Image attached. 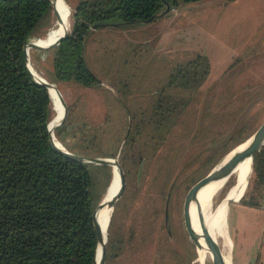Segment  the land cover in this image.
<instances>
[{"label":"trees","instance_id":"obj_1","mask_svg":"<svg viewBox=\"0 0 264 264\" xmlns=\"http://www.w3.org/2000/svg\"><path fill=\"white\" fill-rule=\"evenodd\" d=\"M201 1L79 0L70 15L71 30L55 51L48 52L52 57L49 73L52 79L47 81L54 85L75 82L97 87L101 82L88 69L84 58V46L92 35V26L137 27L163 17L167 7L170 11L183 3ZM53 18L50 0H0V264H96L93 212L100 201L96 185L102 179L97 178L96 172L101 173L105 189L111 169L107 165H89L71 159L53 146L49 135V124L55 115L52 101L47 88L33 79L25 62V45L45 38ZM209 74L210 65L203 54L176 64L168 70L166 85L153 91L149 104L133 112L127 108L129 121L124 119L126 123L116 130L114 138H104L105 130L107 135L109 131L106 126L92 130L79 127L75 148L80 151L76 152L114 158L124 141L120 166L128 184L133 179L141 184L177 120L188 106H200ZM124 89L130 96L133 87ZM245 106L241 110L245 109L244 112L235 111L229 117L230 121L237 119L234 134H240L241 138L255 103ZM209 107L210 100L206 105L203 103V110L197 116L199 126L209 117ZM105 118L104 123L108 116ZM72 124L70 108L66 123L55 131L68 152L71 150L62 132ZM231 132L218 130L212 139L218 141L226 135L229 140ZM108 143L109 150L96 147ZM130 162L132 168L127 167ZM254 167L258 185L245 205L258 208L264 198V147L255 155ZM181 172H177L171 191L178 187ZM197 180L192 178L189 186ZM120 208V204L115 206L108 221L104 264H119L136 237L132 227L124 231Z\"/></svg>","mask_w":264,"mask_h":264},{"label":"rangeland","instance_id":"obj_2","mask_svg":"<svg viewBox=\"0 0 264 264\" xmlns=\"http://www.w3.org/2000/svg\"><path fill=\"white\" fill-rule=\"evenodd\" d=\"M64 1L70 12L79 2ZM70 20L69 31L72 26ZM52 22L47 27V33L52 28ZM144 38H149L151 42L144 44ZM48 52L31 49L29 63L41 77L51 80L52 57ZM199 54H203L210 65L200 106H188L177 120L150 163L141 184H136L133 179L130 185L126 178L127 188L117 203L121 207L120 223L125 232L129 227L135 229L136 237L119 264H198L195 262L198 253L186 242L183 233L182 201L191 187L190 180H199L210 168L219 164L245 141L251 134L249 132L264 118V0L183 3L163 17L137 27L97 28L88 39L84 58L88 69L101 83L95 88L75 82L55 84L68 110L71 108L73 119V124L62 132V137L71 152L78 154L76 151L80 150L75 148V144L77 136H80L79 127L86 126L92 130L106 126L110 133L108 131L107 135L105 130L104 138H114L116 130L126 123L124 119L127 118V123L129 121L127 108L133 112L135 108L149 104L151 95L155 94L153 91L166 85L168 70ZM126 87H133L130 96L124 92ZM208 100L211 103L209 117L199 126L197 116ZM253 103V115L245 133L242 138L240 134L236 136L234 127L237 119L230 121L229 117L235 111L241 114L245 104ZM106 115L108 121L104 123ZM126 128L124 139L127 125ZM226 129L232 131L231 140L224 135L213 141L218 130ZM96 147L110 149L109 143L108 146ZM195 156L198 158L194 159ZM132 165L130 162L127 167L132 168ZM110 169L112 174V167ZM180 170L178 187L171 191L173 180ZM96 173L98 179H103L99 175L101 173ZM92 176L95 180L93 172ZM102 179L96 185L99 186L98 204L102 202L110 183L104 189ZM234 181L231 176L214 196L213 209L219 206ZM254 181L251 170L244 193L238 198L240 200L246 193L244 201H232L227 205L226 232L231 247L226 245L224 237H218V246L230 264H264V198L258 208L245 205L256 191L258 181L256 184ZM168 194L171 200L165 223ZM172 251L175 253L172 254ZM204 264L212 263L205 258Z\"/></svg>","mask_w":264,"mask_h":264},{"label":"water","instance_id":"obj_3","mask_svg":"<svg viewBox=\"0 0 264 264\" xmlns=\"http://www.w3.org/2000/svg\"><path fill=\"white\" fill-rule=\"evenodd\" d=\"M50 1L52 2V16L56 17V15H58V13H59V2L60 1L64 2V0H54V2L52 0H50ZM168 11H169V9L167 7L165 13H167ZM56 24L57 23L53 18V22H52V28L53 29H54V26ZM98 27H99V25H94L91 27V30H95ZM67 34H68V32L62 33L59 36V39H58L56 46L53 48H46V47L39 46V45H34L32 47L29 45V44H35L32 42L27 43L24 47V56H25V62H26V66L28 68V71L37 83L44 85L47 88L48 94H49L51 101H52V106H53L52 108H53L55 113L57 112V110H56V106L54 104V100L51 96L49 87L52 85L55 88H57V87L53 83H49L48 81H46L35 70L34 71H35L36 75L33 73V69L30 67V63H29V59H28V49L29 50H31V49L32 50H38V51H55L56 47L60 44L62 39H64L67 36ZM59 94H60V97H59L60 106L63 109V115L61 117V120L58 123H56V125L53 128L49 124V135H50L51 143L59 152H61L62 154H64L65 156H67L71 159H74V160H77V161H80V162H83V163H86L89 165H107L109 167L115 166L118 169L121 186H120L119 191L115 194V196L110 200V202L107 205L108 208H110L111 212H112L114 210L115 206L117 205V203L119 202V200L121 199V197L123 196V194L127 188L126 176H125V173H124V171H123V169L120 166L119 161H118L119 154H120V151L122 149V145H123L124 141L121 142V144L117 150L116 156L114 158H101V157H91V156L78 155V154L68 152L62 145H60L62 147L58 148L53 142V139H52L51 134H50V130L55 129V131H57L58 129L62 128V126L66 123V121L68 119V115H69V110H68V106L65 102V99L61 93H59ZM56 115H54L55 117H53V119L51 120L50 123H52L53 120L57 117ZM242 143H246L245 146L229 163H227L225 166H219V164H217L214 167H212L211 170H209L202 178H200L198 181H196L188 189V191L186 192V194L183 198V201H182L181 219H182L183 233L187 239L186 242L190 246L194 247L196 253H198L199 248H201V242L200 241L202 240L203 243L205 244L206 250H207V253L205 256H206V258L210 259L212 264H229V263L226 260V256L219 249L220 247L218 248L215 244H212L208 240V238L204 235L205 230H206L204 223H202V225H201V233L200 234L194 232V230L192 229V226L190 224V220H189V216H188V205H189L191 198L195 195V193L203 185H205L208 182L213 181V180L229 179L233 175V173L235 172V170L237 169L239 164L246 159L250 160V165H251L252 172L254 175V180H255L254 184L257 183L258 180H257L256 169L254 167V160H255V155L264 147V118L257 125V127L251 132V134L245 139V141H243ZM138 176L140 177V173L138 174ZM169 195L166 198L165 223L168 221V198L170 197ZM245 196H246V193L243 195V197L240 200H237L236 202H241L242 200L244 201ZM223 199H226V198H223ZM230 202H232L231 199L227 200V204H229ZM102 206H103V204L101 202L100 204H98L96 206V208L93 212L94 224H95V228L97 231V249H96V259H95L96 264H104V262H105L106 238L103 239L102 231H101V224H100V222H98V218H97V211ZM169 232H170V230H169ZM99 246L101 247V250H100L99 259H97V253H98Z\"/></svg>","mask_w":264,"mask_h":264},{"label":"bare ground","instance_id":"obj_4","mask_svg":"<svg viewBox=\"0 0 264 264\" xmlns=\"http://www.w3.org/2000/svg\"><path fill=\"white\" fill-rule=\"evenodd\" d=\"M54 2V0H52ZM66 2H59V13L56 15V25L54 29L51 28L48 35L40 39L39 41H33L29 44L30 46L39 45L46 48H53L56 46L59 36L69 31V23H70V9L66 6ZM55 30V31H54ZM38 40V39H37ZM29 52L28 49V59H29ZM32 68V66L30 65ZM33 73L36 75L35 71ZM46 80V79H45ZM47 81V80H46ZM50 83V82H49ZM51 96L54 100V104L56 106L57 112L55 115L57 116L50 126L53 128L56 123L61 120L63 115V109L60 106V94L57 88L53 85L49 87ZM55 117V116H54ZM55 130V129H54ZM54 130H50L51 137L53 139L54 144L60 148V142L54 136ZM54 136V137H53ZM246 143H242L241 145L237 146L234 150H232L220 163L219 166H225L229 163L245 146ZM252 168L250 165V160L246 159L239 164L235 172L233 173L232 177H234V185L229 189L226 193V199H223L219 206L216 209H213V198L214 196L227 184L229 179L223 180H213L208 182L207 184L203 185L191 198L189 205H188V216L190 220V224L192 229L196 233H201V225L202 223L205 224V233L204 235L208 238V240L215 244L218 248V237H224L226 241V245L230 248L231 247V240L227 235L226 232V219H227V200L237 201L238 198L244 193L245 187L248 184L250 172ZM121 186L119 171L115 166H112V176L110 183L106 189V194L102 200L103 206L97 211V218L98 222L101 224V231L103 239L106 238L108 229V221L111 217V209L108 208V203L110 200L115 196V194L119 191ZM201 248L198 250V256L195 260L198 264H204L206 258V246L201 240ZM220 249V248H219ZM101 247L98 248L97 259H99ZM221 250V249H220ZM222 251V250H221ZM225 254V253H224ZM230 254V253H229ZM228 254V255H229ZM226 260L230 264L228 257ZM232 263V262H231Z\"/></svg>","mask_w":264,"mask_h":264},{"label":"crops","instance_id":"obj_5","mask_svg":"<svg viewBox=\"0 0 264 264\" xmlns=\"http://www.w3.org/2000/svg\"><path fill=\"white\" fill-rule=\"evenodd\" d=\"M92 31H93V32H92V35H93L94 32H95V30H92ZM92 35H91V36H92ZM91 36H90V37H91ZM90 37H89V38H90ZM143 41H144V44H147V43H150V42H151L149 38H144ZM84 48H85V49L88 48V40H87V42H86ZM50 52H52V51H50ZM109 89H111V88H109Z\"/></svg>","mask_w":264,"mask_h":264},{"label":"flooded vegetation","instance_id":"obj_6","mask_svg":"<svg viewBox=\"0 0 264 264\" xmlns=\"http://www.w3.org/2000/svg\"><path fill=\"white\" fill-rule=\"evenodd\" d=\"M168 195H169V194H168ZM168 195H167V197H168ZM169 196H170V195H169ZM170 198H171V197L168 198V204H169V202H170V200H171Z\"/></svg>","mask_w":264,"mask_h":264},{"label":"built area","instance_id":"obj_7","mask_svg":"<svg viewBox=\"0 0 264 264\" xmlns=\"http://www.w3.org/2000/svg\"><path fill=\"white\" fill-rule=\"evenodd\" d=\"M39 41V40H38Z\"/></svg>","mask_w":264,"mask_h":264}]
</instances>
